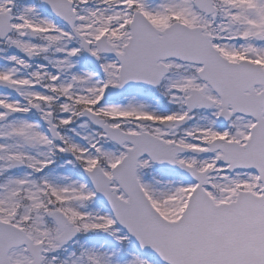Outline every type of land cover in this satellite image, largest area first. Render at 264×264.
Wrapping results in <instances>:
<instances>
[{
	"label": "snow or ice",
	"instance_id": "snow-or-ice-1",
	"mask_svg": "<svg viewBox=\"0 0 264 264\" xmlns=\"http://www.w3.org/2000/svg\"><path fill=\"white\" fill-rule=\"evenodd\" d=\"M0 264H264V0H0Z\"/></svg>",
	"mask_w": 264,
	"mask_h": 264
}]
</instances>
